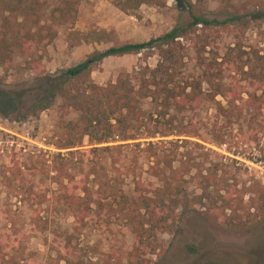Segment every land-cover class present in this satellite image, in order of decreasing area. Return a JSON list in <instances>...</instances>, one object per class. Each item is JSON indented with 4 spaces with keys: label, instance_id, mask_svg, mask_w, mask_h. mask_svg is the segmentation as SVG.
Here are the masks:
<instances>
[{
    "label": "trees",
    "instance_id": "1",
    "mask_svg": "<svg viewBox=\"0 0 264 264\" xmlns=\"http://www.w3.org/2000/svg\"><path fill=\"white\" fill-rule=\"evenodd\" d=\"M107 1L124 14L134 13L142 6H165L164 0ZM180 1L189 20L185 28L175 27L144 43L125 44L92 54L65 70L60 82L35 99L18 119L20 122L35 119L58 103V133L50 146L69 151L57 152L49 161L50 172L54 174L52 180L63 190L56 197V204L63 207L77 226H82L84 219L90 216L94 229L99 232L104 226L107 229L112 221L124 223L133 237V244L131 249L120 251L114 264L160 263L166 249L161 248L159 237L178 232L180 218L187 212L185 209L177 212L181 194L197 178L200 179L198 188L207 192L204 215L215 227L239 231L264 220V184L253 182L239 186L236 161L225 158L229 161L225 163L219 153L200 145L196 140L201 141V136L191 120L209 104L215 107L217 118L228 125L232 120L239 121L244 109H250L252 115L247 120L248 125L262 118L259 126L264 130V113H261L264 110V61L257 52L250 53L253 59H245L243 56L250 54L240 49L234 56L226 53L219 62L205 59L200 53L208 44L206 39L199 47L200 52L197 51L195 67L198 73L184 75L179 39L196 28L226 32L246 15L234 12L231 17L218 21L208 18L204 0ZM232 1L219 0L223 12L232 6ZM256 1L247 0L245 6H258ZM80 4L81 0H0V69L9 70L12 62L19 58L24 71L40 70L45 48L56 38L58 28L74 24ZM153 48L161 51L155 69L144 67L130 77L121 75L106 86H98L86 78L92 64L103 59ZM217 97L224 100L225 106L216 101ZM4 98L6 95L0 92V102ZM144 101L149 103V111L142 108ZM71 113L76 115L75 119H66ZM173 137L176 139L136 142ZM215 138L218 145L226 144L220 134ZM85 139L92 147L87 152L106 154L112 167L120 162V156L131 145L141 147L140 154L148 160L146 173L156 185L147 186L138 181L134 194L127 196L119 187L109 186L108 181L101 183L95 173H91L97 189L90 193L84 180L76 181L68 172L69 163L75 159L73 152L81 151L71 150L81 148ZM190 146L200 150L199 161L192 156L194 151H190ZM180 149L183 152L179 153ZM259 153L260 160L264 161V149ZM66 154L73 157L69 163L64 157ZM30 155L34 156L35 152ZM190 172L194 175L190 176ZM185 176L189 178L184 179ZM40 208L41 205L34 209L33 221L40 220ZM13 232L14 227H10L0 236L3 264H18L23 260L11 254L12 250L16 252ZM51 250L54 251V247ZM66 254L64 251L59 259L65 264H86ZM147 255L154 256L156 261L152 262Z\"/></svg>",
    "mask_w": 264,
    "mask_h": 264
},
{
    "label": "rangeland",
    "instance_id": "2",
    "mask_svg": "<svg viewBox=\"0 0 264 264\" xmlns=\"http://www.w3.org/2000/svg\"><path fill=\"white\" fill-rule=\"evenodd\" d=\"M257 1L259 5L254 7L245 6L247 0H234L232 6L223 12L219 0H204L203 7L209 19L222 21L234 12L246 16L233 23L226 32L196 28L179 39L182 73H198L195 67L197 51L206 39L208 44L200 53L205 59L219 62L226 53L231 52L234 56L240 49L245 54L257 52L264 61V0ZM164 2L162 8L142 6L134 13L124 14L107 0H81L74 24L58 28L56 38L45 48L40 70L24 71L19 58L12 62L9 70L0 69V92L6 95L0 102V236L14 227L16 252L12 250L11 254L22 257L18 264H65L59 260L64 251L74 261L81 259L86 264H114L120 251L131 249L133 237L122 221H112L107 229L103 225L105 228L99 232L94 229L91 216L84 219L82 226H77L63 207L56 204L55 199L63 190L52 180L54 174L50 172L49 161L55 153L69 151L50 146L58 133V103L35 119L24 122L18 119L35 99L60 82V75L65 70L82 63L92 54L125 44L144 43L175 27L185 28L189 20L181 1ZM160 55L161 51L153 48L137 54L106 58L92 64L86 78L98 86L113 84L121 75L130 77L144 67L155 69ZM243 57L253 59L251 54ZM236 80L243 84L238 77ZM216 101L225 106L222 98L217 97ZM149 106L147 101L142 104L146 111L150 110ZM251 115L250 109H244L242 118L232 120L228 125L217 118L215 107L209 104L191 119L201 136V141L196 140L200 145L219 153L225 163H229L225 158L236 161L234 167L239 186L253 182L264 184V161L260 160L259 153L264 149V130L259 126L263 119L258 118L259 122L249 126L247 120ZM75 117L71 113L65 118L74 120ZM214 125L216 129H213ZM218 134L223 136L225 145L217 144L215 137ZM172 139L176 138L136 142L143 144ZM90 148L85 139L81 148L71 150H81L73 152L75 159L70 162L73 157L64 155L70 162L68 172L76 181L84 180L90 193L97 189L93 185L95 176L91 173H95L101 183L108 181L109 186L119 187L127 196L134 194L138 181L147 186L156 185L146 173L148 160L140 154L141 147L131 145L114 167L106 154L88 153ZM189 149L194 151L192 156L199 161L200 150H194L192 146ZM33 151L35 155L31 156ZM181 152L183 150L180 149ZM189 174L193 176L194 172ZM198 181L199 178L189 183L181 194L177 212L180 213L181 209L187 212L180 218L178 232L159 237L161 248L166 249L159 264H264V220L239 231L215 227L204 215L207 192L198 188ZM247 200L248 196L245 197ZM39 205L40 220L34 218L33 221L34 209ZM2 254L0 252V264L4 262ZM147 258L156 261L154 256L147 255Z\"/></svg>",
    "mask_w": 264,
    "mask_h": 264
}]
</instances>
